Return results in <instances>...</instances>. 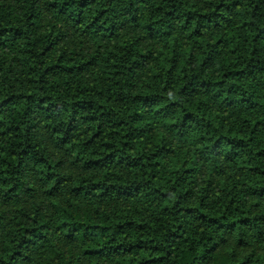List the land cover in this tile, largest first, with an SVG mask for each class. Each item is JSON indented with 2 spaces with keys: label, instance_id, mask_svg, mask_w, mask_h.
I'll return each instance as SVG.
<instances>
[{
  "label": "trees",
  "instance_id": "16d2710c",
  "mask_svg": "<svg viewBox=\"0 0 264 264\" xmlns=\"http://www.w3.org/2000/svg\"><path fill=\"white\" fill-rule=\"evenodd\" d=\"M0 264H264V0H0Z\"/></svg>",
  "mask_w": 264,
  "mask_h": 264
}]
</instances>
